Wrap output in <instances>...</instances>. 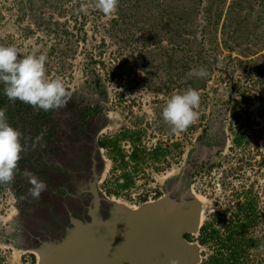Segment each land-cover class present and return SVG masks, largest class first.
Here are the masks:
<instances>
[{
  "label": "rangeland",
  "instance_id": "374dc122",
  "mask_svg": "<svg viewBox=\"0 0 264 264\" xmlns=\"http://www.w3.org/2000/svg\"><path fill=\"white\" fill-rule=\"evenodd\" d=\"M186 6L195 16H187ZM247 30L249 41H239ZM254 35L264 36L262 0H119L113 18L96 9L95 0H0V46L16 47L21 59L47 56L46 77L59 78L79 116L89 119L79 134L92 136L93 149L88 165V140L68 137L59 158L28 160L13 183L0 186V264H39L36 251L48 253L46 247L87 222L90 211L107 220L116 208L137 209L143 197L148 203L193 198L200 228L209 215L233 211L248 188L263 216L251 233L262 245L248 264H264V84L236 61L248 58L222 44H253ZM201 67L206 77L187 75ZM190 84L199 86V118L173 133L162 110ZM87 107L98 115H83ZM133 123L144 128L146 148L167 140L180 143L182 152L163 167L144 166L124 195L107 196L102 184L115 172L94 142ZM234 134L248 144L234 147ZM121 147L128 154L129 146ZM26 169L47 185L39 199L29 194ZM198 230L186 241L196 247L200 264L209 249L198 243Z\"/></svg>",
  "mask_w": 264,
  "mask_h": 264
},
{
  "label": "trees",
  "instance_id": "16d2710c",
  "mask_svg": "<svg viewBox=\"0 0 264 264\" xmlns=\"http://www.w3.org/2000/svg\"><path fill=\"white\" fill-rule=\"evenodd\" d=\"M183 10L187 13V16H195L196 14L188 6L183 8ZM179 12H181V9H179ZM261 19H263V16H261ZM217 20L218 18L211 24L214 25ZM224 33V27H222L221 36H224ZM250 34L251 32L248 30L243 32L239 36V41H249V37L253 35ZM222 44L228 52L236 51L244 59L248 58V60L237 59L236 61L249 66L246 68L247 75H259L261 83L264 84V52H262L264 50V36L254 35L253 44L236 43L232 48L226 46L224 40H222ZM209 45H211L209 51H214L212 44ZM214 62L215 59L213 60ZM4 87V84L0 83V108L6 109L9 125L22 133L20 142L23 151L16 174L28 160L54 156L59 158V155L62 154V147L63 145L65 146L64 141L68 137L70 140L80 143L83 137L85 141L88 140V148H85L87 149L86 156L88 155V157L86 158L85 156V158L89 165L91 162L90 157L93 156V149L88 143L92 142V136L87 135L85 137L79 133H82L81 128L88 127L90 121L88 118L84 120V117L81 118V115L79 116L81 111L72 104L71 100L67 107L45 112L40 109H34L18 100L15 103L10 102L4 95ZM198 87V84H193L190 88L198 90ZM84 111L85 113L82 114L86 116V112H90V117L98 115L95 107H87ZM75 113L78 115L74 116ZM230 113L234 117L236 110H232ZM75 127H79V132H76ZM144 136L145 130L141 124L133 123L131 126L123 124L111 136L99 135L96 138L95 147L105 153L110 163L109 172H115V178H111L113 179L111 183L106 180L102 184L105 195L115 198L120 197L122 194L124 195L133 186L136 175L143 173L144 166L163 167L169 158L178 157L182 152L180 143H168L167 140H156L151 147L146 148L142 144ZM242 140L243 136L241 134H234L233 146L239 148L242 144H248L247 139H244L243 143ZM123 142L129 146L128 154L121 147ZM82 144H85L86 147V142H82ZM41 168H38L37 171L39 175H44ZM3 185L4 183L0 184L1 187ZM242 195L244 201L236 202L233 211H230L229 207L226 208V212L229 211L228 216H225L226 212L223 211L213 213L200 226L197 236L198 243L206 245L209 249V254L200 264H248L251 253L261 248V239L253 237L251 233L263 216L257 210L254 193L248 188ZM239 197L241 196L238 195ZM145 201L143 197L141 203ZM184 238L188 240L190 236L186 235Z\"/></svg>",
  "mask_w": 264,
  "mask_h": 264
},
{
  "label": "water",
  "instance_id": "95a60500",
  "mask_svg": "<svg viewBox=\"0 0 264 264\" xmlns=\"http://www.w3.org/2000/svg\"><path fill=\"white\" fill-rule=\"evenodd\" d=\"M120 208L107 220L90 211L48 253L36 251L39 264H197V249L184 238L199 228L195 199Z\"/></svg>",
  "mask_w": 264,
  "mask_h": 264
},
{
  "label": "clouds",
  "instance_id": "9594fccd",
  "mask_svg": "<svg viewBox=\"0 0 264 264\" xmlns=\"http://www.w3.org/2000/svg\"><path fill=\"white\" fill-rule=\"evenodd\" d=\"M118 4L119 0H95V8L109 18L114 17ZM46 60L45 54L36 56L35 53L21 59L16 47L0 46V83L4 84V95L10 102L18 100L45 112L67 107L72 94L59 78L46 77ZM207 74L203 67L187 73L189 77L201 79ZM199 103L198 90L188 88L183 94H175L168 99L162 118L173 133L184 132L198 120L199 113L195 109ZM7 119L6 109L0 108V183L11 184L15 180L23 147L20 142L22 133L10 126ZM23 176L31 185L29 194L39 199L47 185L27 169Z\"/></svg>",
  "mask_w": 264,
  "mask_h": 264
},
{
  "label": "flooded vegetation",
  "instance_id": "af4514ba",
  "mask_svg": "<svg viewBox=\"0 0 264 264\" xmlns=\"http://www.w3.org/2000/svg\"><path fill=\"white\" fill-rule=\"evenodd\" d=\"M186 235H189V234H186ZM186 235H185V236H186ZM189 239H190V238H189ZM189 239H188V240H189Z\"/></svg>",
  "mask_w": 264,
  "mask_h": 264
}]
</instances>
